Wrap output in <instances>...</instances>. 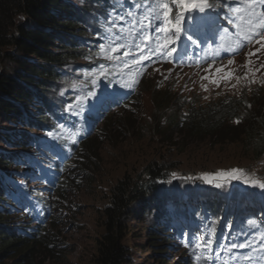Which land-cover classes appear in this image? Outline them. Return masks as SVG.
Returning a JSON list of instances; mask_svg holds the SVG:
<instances>
[{
  "label": "trees",
  "instance_id": "16d2710c",
  "mask_svg": "<svg viewBox=\"0 0 264 264\" xmlns=\"http://www.w3.org/2000/svg\"><path fill=\"white\" fill-rule=\"evenodd\" d=\"M149 7L144 0H0V264H171V251L184 249L196 239L198 233L191 232L194 228L207 229L199 235V245L205 249L210 246V235L216 233L211 223L220 218L217 225L224 229L233 217L234 204L223 195H187L183 202L163 209L147 226L145 216L162 206L154 200L155 179L162 166H178H166L157 146L139 140V134L134 154L126 148L123 164L114 161L111 170L102 172L90 141L84 139L76 122L64 117L65 104L58 90L65 80V69L89 56L86 41L113 36L122 24L130 32ZM212 103L191 105L184 112L169 108L167 103L165 125L156 128L161 134L180 133L200 147L206 146L200 148V154L205 158L213 155V162L217 160L206 169L214 170L227 161L234 165L236 158H225L222 153L227 146L236 147L240 160L259 162L264 156V100L250 113L239 98ZM103 109L99 116L104 115ZM162 118L160 113L156 125ZM240 119L246 125L230 124ZM61 126L72 131L71 139L61 137ZM200 149L183 148L180 154L189 157ZM80 150L86 155L76 170L75 155ZM28 167L34 168L35 181L52 187L56 197L82 182L96 193L93 200L100 205L90 211V216L97 233L91 239L88 256L69 260L72 253L52 247L53 236L58 237L54 226L52 236L45 233L52 202L41 195L30 199L25 187L9 183L12 169L25 171ZM12 203L25 209L28 221L17 218ZM241 215L238 208L231 231L251 226L240 222ZM226 234L218 239L220 245L226 241ZM137 251L143 259L134 263ZM181 264L188 263L184 260Z\"/></svg>",
  "mask_w": 264,
  "mask_h": 264
},
{
  "label": "rangeland",
  "instance_id": "374dc122",
  "mask_svg": "<svg viewBox=\"0 0 264 264\" xmlns=\"http://www.w3.org/2000/svg\"><path fill=\"white\" fill-rule=\"evenodd\" d=\"M149 1L156 2V0ZM219 1L206 0L210 7L206 8L205 12L200 13L197 8L186 15L188 18L195 16L206 17L212 21L222 20L226 7H219ZM165 2L171 5V0H165ZM191 2L199 4L200 0H191ZM177 11V8L172 6L173 17ZM154 14H159V10ZM159 17L163 16L157 15L152 20L146 18L145 22L135 26L133 32L141 34L136 39L127 32L125 26H122L124 30L117 32L124 33V39L108 37L100 41L92 39L87 43L89 56L80 64H73L65 69V80L59 87L58 93L65 104L66 118L68 121L76 122L84 139L90 141L92 155L99 164V168L102 167V172H105V168L111 170L115 165L114 161L118 162L119 166L123 164V150L130 148L129 154H134L139 140L144 139L143 142L148 140L154 143L163 156L166 166L168 164L178 166L177 169L162 166V171L155 179L157 189L154 192V200L160 203L164 210L168 209L170 204L185 200L187 195L188 198H199L209 193L223 195L241 206L252 198L258 201V210H261V206L264 207V188L245 183V176L264 182V156L259 162H253L247 158L240 160L236 147L227 146L222 153L225 158L234 156L236 158L232 160L234 165L227 161L226 164L221 163L219 167L216 166L215 168H218L216 172L206 171L212 170L206 167L214 165L217 161L213 162V155H207L205 158L203 154H200L201 149L206 146L200 147V143L192 142L180 133L161 134V129H157L156 126L159 128L160 125H165L167 103L169 108L173 106L174 109L184 112L191 105L205 106L210 102L216 103L224 98L236 97L247 101L246 109L249 113L257 110L258 104L264 100V67H261L264 64V49L256 52L260 45L254 42L238 57L203 67H180L165 58L168 56L165 50L155 51L158 45L164 42L163 32L156 30L159 27L157 22ZM149 21H151L150 24ZM210 30V34L214 36L216 32ZM114 48L115 51H113ZM249 53L255 54L249 55ZM229 61L233 62L229 63ZM217 69L221 71L218 72ZM225 73L231 74L222 78L225 77ZM123 94L128 96L123 97ZM114 95L116 99L113 100V104H110L109 98ZM103 108L106 111L103 116H99ZM160 113L163 118L156 125ZM242 113L241 111L240 116ZM230 124L246 125V121L232 120ZM60 134L62 138L70 139L73 133L62 126ZM216 146L214 148L218 149L219 146ZM183 148L188 151L201 148V151L187 157L186 153L180 154ZM83 155H86V152L82 153L81 150L76 153L77 165ZM248 161H250L249 166ZM229 165L236 166L235 169H243L245 175H238L237 178L216 175L218 172L234 169L220 168L229 167ZM78 167L79 165L76 170ZM28 168L25 172L22 169H12L9 183L14 186L16 182L26 187L30 199H35L34 195H41L52 202L51 211L45 218L48 225L45 233L52 236L54 226L53 232L58 236H53L52 247L60 246L59 249L66 254L72 253L68 257L69 260L88 256L91 250V239L97 233L90 216V211L100 205L93 200L96 193L88 190V185L82 182L81 186L68 187L63 192L64 196L56 197L53 188L35 181L37 179L34 178L33 169ZM13 205L16 206L17 218L28 221L25 209L12 203ZM161 211L151 209L150 214L145 216L147 226ZM194 230L199 232L194 246L189 245L186 249L177 248L171 251L169 257L171 264H181L184 260L189 264H209L204 255L194 252L200 242L199 235L206 233V229L198 227ZM214 240L215 234L210 236V246ZM251 242H254V239ZM205 251L213 255L221 254ZM43 256L44 253L38 256L37 261H40ZM133 258L134 263H139L143 256L137 251Z\"/></svg>",
  "mask_w": 264,
  "mask_h": 264
},
{
  "label": "snow or ice",
  "instance_id": "6c2138e0",
  "mask_svg": "<svg viewBox=\"0 0 264 264\" xmlns=\"http://www.w3.org/2000/svg\"><path fill=\"white\" fill-rule=\"evenodd\" d=\"M261 5H264V0H260ZM172 6H175L177 8V12L175 14L174 20L171 18L170 13L172 11ZM210 5L206 2V0H200V3H193L191 0H171V5L168 2H165V0H156V4L154 7H152L150 10L153 13H156L157 10H159V14L163 16L162 21V27H158L156 30L158 32H164L165 34L172 32L173 35L177 34L181 30L182 23L188 22V17L184 16L183 13L189 11L190 9H197L200 13L205 12L206 8H209ZM246 8L248 9V15L247 16H239L240 9H234L239 17L240 23L237 25V28L240 30L236 33L238 37V43L237 47L240 46V44L244 41L251 42L255 36H258L261 31H264V10L257 13L256 11V0H247ZM151 21H149V24ZM191 24L193 27L197 25V17L192 16L191 17ZM241 25H244L243 28H241ZM145 39H148V37H145ZM260 45L259 48L256 49V52H259L261 49H264V36H259V39L255 41ZM172 44V40L170 38H166L162 44H159L157 49L155 51H164L165 49H168V46ZM116 49L114 48L113 51ZM177 50L175 48H172L168 51V55H172ZM255 53H249V55H254ZM142 59H147V57H142ZM233 61H229V63H232ZM138 63V61H136ZM261 67H264V64L261 65ZM217 71H221V69H217ZM231 73H225L226 78ZM247 75V74H246ZM239 79V77L237 78ZM238 122V121H237ZM175 176V173H173ZM217 176H231L232 178H237L238 175H245L243 169H231L228 172H218L216 173ZM254 175V174H253ZM205 178H207V175L205 174ZM245 183H252L254 185H259V187L264 188V182H261L260 180H257L255 178L249 179L247 176H245ZM219 186V185H217ZM249 223H252L249 221ZM198 247L200 245H197ZM240 247H244V245H239ZM233 247H236V245H233Z\"/></svg>",
  "mask_w": 264,
  "mask_h": 264
},
{
  "label": "bare ground",
  "instance_id": "6f19581e",
  "mask_svg": "<svg viewBox=\"0 0 264 264\" xmlns=\"http://www.w3.org/2000/svg\"><path fill=\"white\" fill-rule=\"evenodd\" d=\"M188 263V262H187ZM189 264V263H188Z\"/></svg>",
  "mask_w": 264,
  "mask_h": 264
}]
</instances>
